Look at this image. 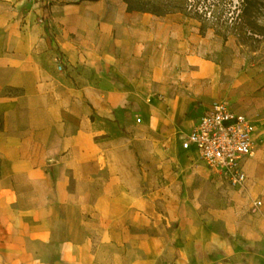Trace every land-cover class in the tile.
<instances>
[{
    "label": "crops",
    "instance_id": "0c3cea01",
    "mask_svg": "<svg viewBox=\"0 0 264 264\" xmlns=\"http://www.w3.org/2000/svg\"><path fill=\"white\" fill-rule=\"evenodd\" d=\"M178 18L129 11L125 0H0V264H264V196L250 211L264 159H247L245 184L232 188L190 174L197 151L178 143L205 105L185 131L135 119L160 99L130 88L157 85V72L165 88L190 79L164 76ZM141 70L148 84L131 74ZM258 70L235 84L256 139ZM206 184L212 205L200 201Z\"/></svg>",
    "mask_w": 264,
    "mask_h": 264
},
{
    "label": "rangeland",
    "instance_id": "374dc122",
    "mask_svg": "<svg viewBox=\"0 0 264 264\" xmlns=\"http://www.w3.org/2000/svg\"><path fill=\"white\" fill-rule=\"evenodd\" d=\"M125 1L131 7L149 10L157 16L182 17L174 19L169 29L165 57L170 59L171 68L165 71L164 76L169 80L181 81L188 74L190 78L184 85L177 86L172 82L170 87L165 88L157 86L161 82L159 79L162 73L157 72L158 80H153L157 85L130 88L132 93L145 99L155 92L163 96L158 104L160 109L155 110L157 105L154 103L147 113L141 110L137 112L134 100L131 99L127 103L131 114H144L145 121L151 120L157 125L172 119L179 127L184 124L185 131L195 121L200 106L225 98L235 113L250 115L236 110L237 103L239 107L244 106L245 100L235 84L244 80V72L252 66L258 67L259 73L264 76V0ZM201 69H204L205 75L197 76ZM131 74L148 84L151 72L141 70ZM255 127L259 130L256 121ZM256 148L264 150V135H257ZM258 157L264 159V151L262 154L256 151L249 162ZM187 159L190 174L214 176L200 162L196 152L191 153ZM261 170L264 173V168H259V172ZM254 185V198L263 197L264 182L256 180ZM209 189L210 185L206 184L204 198L200 201L212 205L213 198Z\"/></svg>",
    "mask_w": 264,
    "mask_h": 264
},
{
    "label": "built area",
    "instance_id": "2783aa9c",
    "mask_svg": "<svg viewBox=\"0 0 264 264\" xmlns=\"http://www.w3.org/2000/svg\"><path fill=\"white\" fill-rule=\"evenodd\" d=\"M57 69H64V58L58 54L55 58ZM161 99L160 95L150 96ZM142 116H136L142 122ZM256 127L251 116L235 113L230 102L215 99L201 108L196 121L186 133L178 134V143L182 150L197 151L200 162L212 173L232 188L245 184L247 175L244 169L247 159L256 151ZM261 198H255L250 211L256 213L262 206Z\"/></svg>",
    "mask_w": 264,
    "mask_h": 264
},
{
    "label": "trees",
    "instance_id": "16d2710c",
    "mask_svg": "<svg viewBox=\"0 0 264 264\" xmlns=\"http://www.w3.org/2000/svg\"><path fill=\"white\" fill-rule=\"evenodd\" d=\"M126 2V1H125ZM126 4H127V9L129 10V11H140V12H147V13H151V14H153L151 11H149V10H142V9H139V8H135V7H131V6H129L128 5V3L126 2Z\"/></svg>",
    "mask_w": 264,
    "mask_h": 264
}]
</instances>
